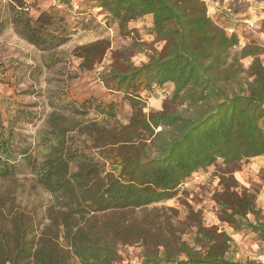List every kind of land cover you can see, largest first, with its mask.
Listing matches in <instances>:
<instances>
[{
  "label": "trees",
  "instance_id": "obj_1",
  "mask_svg": "<svg viewBox=\"0 0 264 264\" xmlns=\"http://www.w3.org/2000/svg\"><path fill=\"white\" fill-rule=\"evenodd\" d=\"M92 2L121 29L151 16V33L163 46L140 65L125 61L132 49L115 52L99 75L108 90L128 99L132 114L126 125H111V107L97 109L107 122L85 120L91 105L83 102L69 105V117L58 111L49 116L37 139L42 159L34 173L52 203L39 217V207L28 211L18 200L17 179L0 192V264H261L231 258L229 235L205 226L192 207L181 226L162 221L166 209L155 207L175 199L194 174L219 160L236 167L264 156L259 48L242 49L240 58H253L243 70L232 53L240 46L238 27L217 25L203 0ZM11 3L17 30L39 44L45 33L25 16L24 1ZM109 49L108 41L99 40L77 47L74 55L82 68L93 70ZM146 100H164L162 109L146 111ZM3 115L0 109V178L7 180L17 166ZM83 136L91 145H82ZM21 152L27 157V149ZM231 188L225 184L215 195L219 220L264 243V210L255 193ZM129 246H139L142 254L131 257L123 250Z\"/></svg>",
  "mask_w": 264,
  "mask_h": 264
},
{
  "label": "rangeland",
  "instance_id": "obj_2",
  "mask_svg": "<svg viewBox=\"0 0 264 264\" xmlns=\"http://www.w3.org/2000/svg\"><path fill=\"white\" fill-rule=\"evenodd\" d=\"M25 16L33 18L36 26L42 29L43 38L39 44L23 36L13 23L11 0H0V109L7 119L13 134V147L16 157V171L10 179L0 178V192L12 189V179L19 181L16 196L27 210L39 207V217L45 207L52 203V197L40 186L34 173V164L42 159L37 148L39 134L48 127L47 120L53 111L69 117L71 106L83 102L91 105L87 121L101 123L109 120L98 114L97 109H111V125H126L132 114L128 99L119 93L108 90L100 80V73L106 65L113 63L115 52L131 50L126 60L140 65L155 50H161L152 35V17L146 16L128 23L121 29L119 23L92 0H23ZM207 0L208 16L221 28H225L226 19L213 12L212 5H238L237 12L243 13L254 23V32L245 26H238L240 46L232 53L239 58L243 70L245 60L240 58L246 46L259 48L260 59L264 64V1L259 0ZM229 35V33L227 31ZM55 38L54 42H50ZM99 40L110 43V49L103 62L86 70L81 59L76 58L77 47ZM242 83L246 82L242 74ZM172 86L166 90L172 92ZM146 111L162 109L164 100H146ZM79 136V135H77ZM82 145H91L86 136L81 138ZM27 149V157L21 151ZM233 190L246 188L256 195V204L264 210V156L243 161L236 167L228 166L222 160L205 172L194 174L180 187L179 195L170 201L155 207L161 211V220L170 218L177 226L186 220L189 206L198 212L205 226L218 227L231 239L229 256L236 261L257 260L264 254V243L257 242L253 234L235 231L218 218V206L215 195L222 192L223 185ZM152 208V207H151ZM150 208V209H151ZM169 208L176 209L173 213ZM137 215L139 213L137 212ZM189 237V236H188ZM136 258L142 254L139 246L123 248ZM261 263V262H260Z\"/></svg>",
  "mask_w": 264,
  "mask_h": 264
},
{
  "label": "built area",
  "instance_id": "obj_3",
  "mask_svg": "<svg viewBox=\"0 0 264 264\" xmlns=\"http://www.w3.org/2000/svg\"><path fill=\"white\" fill-rule=\"evenodd\" d=\"M203 1L205 2L207 0H203ZM238 7H239L238 5H225V6H220L218 4L212 5V9L215 14L222 16L224 19H226V21L232 23L233 25H236L237 27L245 26L249 28V30L254 32L255 30H254L253 21L248 17L247 14L245 15V13H243L244 8H242L240 12H237ZM226 31L232 34L234 32V29L229 28L226 29ZM244 65L246 68H249V66L251 65V60H245ZM260 262L261 264H264V254L260 258Z\"/></svg>",
  "mask_w": 264,
  "mask_h": 264
},
{
  "label": "crops",
  "instance_id": "obj_4",
  "mask_svg": "<svg viewBox=\"0 0 264 264\" xmlns=\"http://www.w3.org/2000/svg\"><path fill=\"white\" fill-rule=\"evenodd\" d=\"M155 101H159V100H155Z\"/></svg>",
  "mask_w": 264,
  "mask_h": 264
}]
</instances>
